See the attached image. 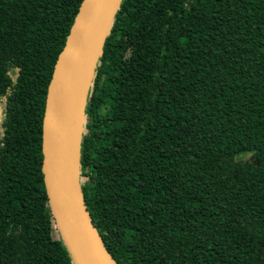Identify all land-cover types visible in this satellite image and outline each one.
<instances>
[{
    "label": "trees",
    "instance_id": "1",
    "mask_svg": "<svg viewBox=\"0 0 264 264\" xmlns=\"http://www.w3.org/2000/svg\"><path fill=\"white\" fill-rule=\"evenodd\" d=\"M82 2L0 0V264H75L42 127ZM83 115L81 192L118 264H264V0H122Z\"/></svg>",
    "mask_w": 264,
    "mask_h": 264
},
{
    "label": "water",
    "instance_id": "2",
    "mask_svg": "<svg viewBox=\"0 0 264 264\" xmlns=\"http://www.w3.org/2000/svg\"><path fill=\"white\" fill-rule=\"evenodd\" d=\"M121 1L83 0L47 92L42 127L45 183L58 229L75 264H118L93 223L81 192L79 140L88 95L83 96L79 133L74 146L68 132L67 117L83 65L85 62L91 64L87 79L90 81L103 40L111 29ZM88 89L85 87L84 94Z\"/></svg>",
    "mask_w": 264,
    "mask_h": 264
},
{
    "label": "bare ground",
    "instance_id": "3",
    "mask_svg": "<svg viewBox=\"0 0 264 264\" xmlns=\"http://www.w3.org/2000/svg\"><path fill=\"white\" fill-rule=\"evenodd\" d=\"M90 69L91 64L85 62L73 91L72 102L70 104V110L67 117L68 132L73 146L77 143L82 100L85 92L86 82L90 75Z\"/></svg>",
    "mask_w": 264,
    "mask_h": 264
},
{
    "label": "rangeland",
    "instance_id": "4",
    "mask_svg": "<svg viewBox=\"0 0 264 264\" xmlns=\"http://www.w3.org/2000/svg\"><path fill=\"white\" fill-rule=\"evenodd\" d=\"M92 78H91L90 81L89 80L87 81L86 86H85L86 88L87 87L90 88V86L92 84ZM84 95H86V96L89 95V91H86V94H84ZM4 106H5V103L2 100H0V117L2 116ZM81 123H82V128H84V126L86 125L85 119H83ZM243 159L244 160H247L249 162H253L254 161V158H253V156L251 154L247 155ZM53 234H54V236H58V234H59V229H57V227L55 226V224H54V228H53Z\"/></svg>",
    "mask_w": 264,
    "mask_h": 264
}]
</instances>
